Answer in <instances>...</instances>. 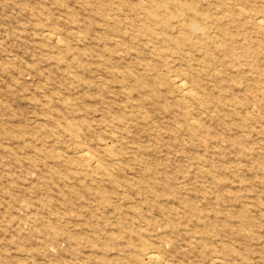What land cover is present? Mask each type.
Wrapping results in <instances>:
<instances>
[{
    "label": "rangeland",
    "instance_id": "obj_1",
    "mask_svg": "<svg viewBox=\"0 0 264 264\" xmlns=\"http://www.w3.org/2000/svg\"><path fill=\"white\" fill-rule=\"evenodd\" d=\"M0 264H264V0H0Z\"/></svg>",
    "mask_w": 264,
    "mask_h": 264
},
{
    "label": "bare ground",
    "instance_id": "obj_2",
    "mask_svg": "<svg viewBox=\"0 0 264 264\" xmlns=\"http://www.w3.org/2000/svg\"><path fill=\"white\" fill-rule=\"evenodd\" d=\"M262 23V22H261ZM181 85V84H180ZM184 87V86H183ZM183 90V89H182ZM186 90V89H185ZM152 259H156L154 255L151 256ZM158 261V260H157Z\"/></svg>",
    "mask_w": 264,
    "mask_h": 264
}]
</instances>
